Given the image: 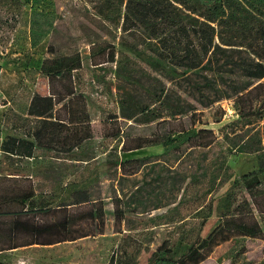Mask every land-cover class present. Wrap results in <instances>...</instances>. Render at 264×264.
I'll list each match as a JSON object with an SVG mask.
<instances>
[{"label": "rangeland", "instance_id": "rangeland-1", "mask_svg": "<svg viewBox=\"0 0 264 264\" xmlns=\"http://www.w3.org/2000/svg\"><path fill=\"white\" fill-rule=\"evenodd\" d=\"M96 1L23 0L20 11L0 1V264H153L161 253L178 259L193 227L205 237L218 226L222 233L196 264H264V184L255 196L230 188L264 157V110L242 117L233 108L234 93L248 87L239 63L258 59L216 41L218 48L189 80H166L149 68L143 46L97 14ZM174 1L217 28L214 14L195 0ZM151 84L164 90L161 103L145 90ZM33 94L53 95L60 119L69 102L85 109L92 139L69 153L52 144L37 149L35 158L20 154L27 144L17 139L33 141L28 133L38 124L26 114ZM250 99L264 100V89ZM143 108L150 112L123 117ZM173 118L178 121L156 124ZM192 126L211 130L214 143L169 153L160 144L122 150L138 137ZM225 166L229 180L218 175ZM27 193L47 210L23 203ZM84 194L88 201L77 203ZM93 209L102 216L92 218ZM63 218L71 226L56 237L69 240L27 244L28 222ZM235 221H257L260 232L245 236Z\"/></svg>", "mask_w": 264, "mask_h": 264}, {"label": "trees", "instance_id": "trees-1", "mask_svg": "<svg viewBox=\"0 0 264 264\" xmlns=\"http://www.w3.org/2000/svg\"><path fill=\"white\" fill-rule=\"evenodd\" d=\"M7 5L9 11H20L23 0H0ZM5 1V2H4ZM207 12L214 14L217 28L209 22L202 21L198 17L187 13L179 7L174 0H97L94 4L95 11L104 20L120 26L121 35H131L134 43L143 46L142 55L152 71L158 73L169 81L178 79L189 80V74L201 70L207 57L215 52L218 45L244 47L258 60H242L238 67L240 76L248 83V87L234 93V110L242 117H251L264 110V100L250 99L252 93L264 89V0H195ZM42 12V9H41ZM39 14L31 13L32 17ZM230 32V35L227 34ZM129 49H136L133 44ZM108 61L114 62V57ZM50 74V71L47 72ZM154 99V104L161 103L164 90L152 84L144 87ZM59 101L53 95L33 94L27 101L26 114L38 120V124L28 134L33 141L17 139V144H27L20 154L35 158L37 149L49 150L52 144L59 146L60 151L69 153L78 150L93 137V129L88 113L83 108H78L69 102L67 105V117L57 118L55 111ZM148 108L140 109L135 114L123 115L126 119H133L137 114L149 113ZM196 113L187 115L192 121ZM177 118L165 119L159 123H173ZM178 121V120H177ZM183 122V121H179ZM211 130L205 128L190 127L180 129L178 132L171 128L170 133L156 135L154 137H138L132 147H126L123 143L122 150L142 148L147 145L160 144L164 153L176 151L184 146L191 149L209 148L214 143ZM4 150L15 152L11 147H3ZM258 151V150H257ZM219 169V174L226 173L225 180H229L231 173ZM264 184V157L256 170L243 174L234 179L230 188L238 187L249 196H255V190ZM34 196L27 193L22 198L23 203H31L33 211L44 213L45 205H37L29 201ZM236 198V196L234 197ZM88 201L85 194L80 202ZM246 200L244 199L243 202ZM242 202V201H241ZM244 204V203H243ZM62 206L66 205L61 204ZM240 206V205H239ZM91 213L92 218L101 217L96 209ZM89 212H92L89 211ZM19 221H17L18 224ZM241 234L254 237L260 232L257 221L251 224L235 221ZM31 226V239L27 244H51L69 240L65 232L71 225L68 219L52 222H28ZM58 228V233H52ZM224 228L218 226L207 236H201L198 227L190 229L184 240L187 243L186 251L178 258L171 259L161 253L153 261V264H196L204 257L203 248L216 241L217 236ZM225 239V237L223 238ZM73 240V239H70ZM15 248L8 247V249ZM3 249L0 248V251Z\"/></svg>", "mask_w": 264, "mask_h": 264}]
</instances>
